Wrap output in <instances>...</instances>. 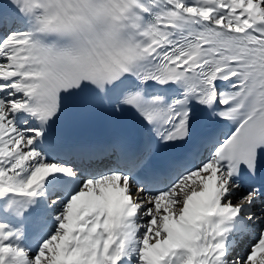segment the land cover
<instances>
[{
	"label": "snow or ice",
	"instance_id": "1",
	"mask_svg": "<svg viewBox=\"0 0 264 264\" xmlns=\"http://www.w3.org/2000/svg\"><path fill=\"white\" fill-rule=\"evenodd\" d=\"M67 97L149 141L115 161L67 150ZM200 116L227 131L161 187L154 145L192 142ZM262 166L264 0L0 5V264H264Z\"/></svg>",
	"mask_w": 264,
	"mask_h": 264
},
{
	"label": "bare ground",
	"instance_id": "2",
	"mask_svg": "<svg viewBox=\"0 0 264 264\" xmlns=\"http://www.w3.org/2000/svg\"><path fill=\"white\" fill-rule=\"evenodd\" d=\"M238 251H241V244H240V246H239V248L237 249Z\"/></svg>",
	"mask_w": 264,
	"mask_h": 264
}]
</instances>
